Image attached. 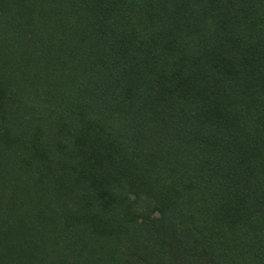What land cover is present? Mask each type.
I'll use <instances>...</instances> for the list:
<instances>
[{
  "label": "trees",
  "instance_id": "trees-1",
  "mask_svg": "<svg viewBox=\"0 0 264 264\" xmlns=\"http://www.w3.org/2000/svg\"><path fill=\"white\" fill-rule=\"evenodd\" d=\"M0 264H264V0H0Z\"/></svg>",
  "mask_w": 264,
  "mask_h": 264
}]
</instances>
